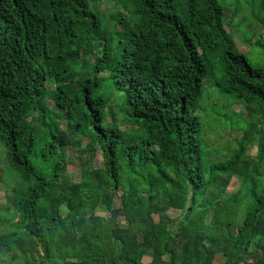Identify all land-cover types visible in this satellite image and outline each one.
<instances>
[{"label": "trees", "instance_id": "trees-1", "mask_svg": "<svg viewBox=\"0 0 264 264\" xmlns=\"http://www.w3.org/2000/svg\"><path fill=\"white\" fill-rule=\"evenodd\" d=\"M118 1L108 32L95 1L0 0V264H264V65L226 29L264 0ZM207 79L248 121L210 166Z\"/></svg>", "mask_w": 264, "mask_h": 264}, {"label": "rangeland", "instance_id": "rangeland-1", "mask_svg": "<svg viewBox=\"0 0 264 264\" xmlns=\"http://www.w3.org/2000/svg\"><path fill=\"white\" fill-rule=\"evenodd\" d=\"M90 1L91 3L95 1V4L99 9V15L108 32L113 31V25L114 22H116L114 19L117 14L124 13L125 15L131 14L132 16V10L129 11V9H133L132 4H129L128 9L127 7L121 5L118 0ZM258 5L259 3L257 1L256 6L258 7ZM232 9L233 6L229 3L227 6L229 15L226 18L227 23L225 22L226 29L229 31L230 29H233L232 33L236 43L255 64L264 65V50L258 46H252L243 40L246 35L247 39H250L252 42H255L258 39V36L263 37L264 26H260L257 18L254 16L255 14H251V10L248 5H243L238 10L235 19H232L230 15L232 14ZM255 31L257 37L253 35ZM213 63L217 64V60H214ZM195 108V112L200 116L202 121L201 135L203 140L202 145L205 164L210 166L213 163L230 157L234 153L235 148L238 146V139L242 135L244 127L248 124V121L245 120L247 116L243 102L237 100L233 96L220 93L213 85L212 79H207L204 84L203 97L197 101ZM256 134L259 135L260 130H257ZM249 152L255 156L257 153V144H254L253 149ZM4 153L5 148L0 143V166H6ZM100 159L101 158L99 157V162L102 164ZM68 171L74 180L79 179L80 170L79 165L76 162L69 164ZM1 182L2 181H0V184H2L0 187V202L5 204L4 195L6 191L4 182ZM235 182L236 181L234 179L230 186L231 190L233 189ZM237 185L238 183L235 187H237ZM119 203L120 202L117 201V205H119ZM179 212L180 211L178 210H174L170 212V215L173 218L178 216ZM117 220L118 222L120 221L121 223H124V218L122 216H119Z\"/></svg>", "mask_w": 264, "mask_h": 264}, {"label": "crops", "instance_id": "crops-1", "mask_svg": "<svg viewBox=\"0 0 264 264\" xmlns=\"http://www.w3.org/2000/svg\"><path fill=\"white\" fill-rule=\"evenodd\" d=\"M158 252L155 249H152L145 257L144 261L146 264H159L160 256L157 254Z\"/></svg>", "mask_w": 264, "mask_h": 264}]
</instances>
